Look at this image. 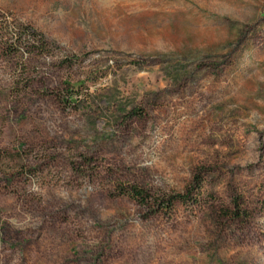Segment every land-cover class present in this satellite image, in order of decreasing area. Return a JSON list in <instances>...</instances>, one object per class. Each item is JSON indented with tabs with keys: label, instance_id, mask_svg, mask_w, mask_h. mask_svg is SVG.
Returning a JSON list of instances; mask_svg holds the SVG:
<instances>
[{
	"label": "rangeland",
	"instance_id": "obj_1",
	"mask_svg": "<svg viewBox=\"0 0 264 264\" xmlns=\"http://www.w3.org/2000/svg\"><path fill=\"white\" fill-rule=\"evenodd\" d=\"M0 264H264V0H0Z\"/></svg>",
	"mask_w": 264,
	"mask_h": 264
},
{
	"label": "trees",
	"instance_id": "obj_2",
	"mask_svg": "<svg viewBox=\"0 0 264 264\" xmlns=\"http://www.w3.org/2000/svg\"><path fill=\"white\" fill-rule=\"evenodd\" d=\"M200 184V179L198 178V175L194 176V181H193V185L190 187L189 193L192 192V190H195L196 187H198ZM129 194L137 201H143L148 197H151L152 195H150L149 192L144 191V189L137 187V186H132L129 189ZM185 199V195L181 194V193H176V194H170L169 196H167L166 198L162 199L163 204L168 207L171 208L172 205L174 204V202L176 201H183Z\"/></svg>",
	"mask_w": 264,
	"mask_h": 264
}]
</instances>
